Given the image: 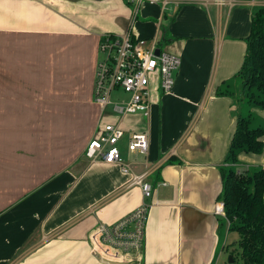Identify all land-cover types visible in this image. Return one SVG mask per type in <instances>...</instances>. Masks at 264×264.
<instances>
[{"label":"crops","instance_id":"crops-1","mask_svg":"<svg viewBox=\"0 0 264 264\" xmlns=\"http://www.w3.org/2000/svg\"><path fill=\"white\" fill-rule=\"evenodd\" d=\"M264 0H0V264H108L90 236L151 203L145 243L130 264H220L225 219L215 213L239 114L264 122L236 77L252 16ZM107 32L178 55L169 92L150 80L149 113L117 116L93 99ZM233 94L216 93L227 88ZM106 123L126 134L118 162H90ZM149 135L147 154L128 148ZM264 142V135L262 136ZM264 154V153H263ZM264 165L242 152L237 169ZM145 173L146 198L135 174ZM226 264L225 261H223Z\"/></svg>","mask_w":264,"mask_h":264},{"label":"built area","instance_id":"built-area-1","mask_svg":"<svg viewBox=\"0 0 264 264\" xmlns=\"http://www.w3.org/2000/svg\"><path fill=\"white\" fill-rule=\"evenodd\" d=\"M170 0H164L167 4ZM152 40L149 46L136 40L130 31L125 33L107 32L102 35L99 44L100 58L95 69L93 99L103 110L112 105L117 116L143 112L149 113L150 80L156 72L159 86L163 92L172 90L174 73L181 64V58L156 46ZM160 53L156 54V49ZM123 90L128 93L126 100L113 101L114 92ZM126 134L117 123H106L98 127L84 150V156L90 161L102 160L107 163L118 162L123 171H129V164L123 162L118 146ZM149 135L146 131L130 133L128 148L132 152L147 154ZM145 173L134 174L132 184L140 185L146 198L153 194L152 184L145 180ZM151 203L143 202L123 218L112 223H101L90 236L94 250L100 257L111 261L123 262L135 251L144 247L148 213ZM215 213L226 219L224 202L217 200ZM229 225V222L227 221Z\"/></svg>","mask_w":264,"mask_h":264},{"label":"trees","instance_id":"trees-1","mask_svg":"<svg viewBox=\"0 0 264 264\" xmlns=\"http://www.w3.org/2000/svg\"><path fill=\"white\" fill-rule=\"evenodd\" d=\"M243 64L236 77L243 86V95L253 106L264 107V6L252 16L250 34L246 38ZM217 94H233L218 88ZM264 122L253 124L252 112L239 114L236 128L222 168L223 186L219 200L224 202L229 230L239 238L224 248L234 264H264V165L237 169L242 152L264 153ZM228 264V261H226Z\"/></svg>","mask_w":264,"mask_h":264},{"label":"rangeland","instance_id":"rangeland-1","mask_svg":"<svg viewBox=\"0 0 264 264\" xmlns=\"http://www.w3.org/2000/svg\"><path fill=\"white\" fill-rule=\"evenodd\" d=\"M101 56V55H100ZM129 95L128 93L124 92L123 90H119L118 92H114L111 96L113 101H118V100H126L128 99ZM258 154H262L264 157L263 153H258ZM254 167H252L251 169L253 170ZM226 231V235H225V242L226 243H230L232 241H235L239 238V234L236 230H225ZM228 260V253L226 252V250H224V252L222 253V256L220 257V264L224 263L223 261Z\"/></svg>","mask_w":264,"mask_h":264},{"label":"water","instance_id":"water-1","mask_svg":"<svg viewBox=\"0 0 264 264\" xmlns=\"http://www.w3.org/2000/svg\"><path fill=\"white\" fill-rule=\"evenodd\" d=\"M160 48L156 49V54L160 53ZM103 262L108 263V264H130V263H126V262H117V261H111V260H107V259H102ZM228 264H234V259L233 257H229L228 258Z\"/></svg>","mask_w":264,"mask_h":264},{"label":"flooded vegetation","instance_id":"flooded-vegetation-1","mask_svg":"<svg viewBox=\"0 0 264 264\" xmlns=\"http://www.w3.org/2000/svg\"><path fill=\"white\" fill-rule=\"evenodd\" d=\"M228 261V260H227Z\"/></svg>","mask_w":264,"mask_h":264}]
</instances>
